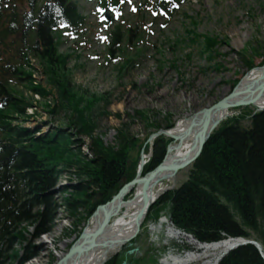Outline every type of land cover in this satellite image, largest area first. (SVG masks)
<instances>
[{
    "label": "trees",
    "instance_id": "16d2710c",
    "mask_svg": "<svg viewBox=\"0 0 264 264\" xmlns=\"http://www.w3.org/2000/svg\"><path fill=\"white\" fill-rule=\"evenodd\" d=\"M55 1L69 19H79L74 3ZM30 2L36 7L37 0ZM34 13L38 14L36 30L28 24L20 41L27 42L30 32L33 45L30 50L39 58L47 83L58 97V104L53 108L45 105L51 114L59 108L69 109L68 126H57L41 135L22 126L21 121L30 117L26 107L32 103L11 85L10 80L15 79L42 96L50 92L31 84V74L25 68L28 65L25 53L24 57L19 55L21 61L11 69L1 68L0 64V264H11L18 256L13 241L24 240L30 227L34 230L33 237L50 230L55 203L48 192L60 172L58 166H77L80 181L65 191L63 206L76 217L75 223L79 225L84 218L79 216L80 210L86 212V219L89 218L98 205L108 201L135 176L139 153L142 148L146 152L148 147L120 131L116 149L96 138L91 147L95 158L80 156L73 138L82 133L91 134L87 112L98 98L87 96L86 91L72 85L71 70L67 67L69 55L59 52V33L52 31L56 19L52 8L45 12L34 10ZM187 31L192 35L191 41H196L195 34ZM126 33L128 42L138 34L130 29ZM0 35L7 34L0 31ZM120 37L125 35L117 29L112 43H117ZM203 41L208 51L216 38L203 35ZM129 63L126 60L122 69ZM252 111L244 107L239 115L220 123L191 165L188 179L179 187L164 192L149 209L146 220L155 218L161 208L166 209L175 227L192 234L200 242L241 236L257 240L264 251V110ZM246 118L249 126L243 127L240 122ZM170 141L163 136L154 140L152 155L142 174L162 161ZM136 148L137 154L133 157L131 153ZM121 260L114 255L104 264H120ZM219 264H264V259L252 244H247L231 250Z\"/></svg>",
    "mask_w": 264,
    "mask_h": 264
},
{
    "label": "rangeland",
    "instance_id": "374dc122",
    "mask_svg": "<svg viewBox=\"0 0 264 264\" xmlns=\"http://www.w3.org/2000/svg\"><path fill=\"white\" fill-rule=\"evenodd\" d=\"M93 5L79 0V7L91 26L87 34L89 42L85 48H80V64L83 65L75 68L73 60L69 63L73 67L72 85L86 91L87 96L98 98L87 112L91 134L82 133L73 138L76 141L74 146H78L77 151L85 159L95 158L91 148L93 139L100 138L104 145L116 149L118 133L124 131L128 137L137 139L139 144L144 143L158 130L171 128L177 120L216 103L248 71L264 65V0L184 1L169 21L159 18L156 23L153 22L145 33L148 41L145 54L123 74L116 72L118 60L106 62L107 43L98 38L105 30L96 22ZM121 8L124 18L133 24L135 19L130 7L124 3ZM145 12L152 19L151 14ZM114 20H119V17ZM187 30L195 34L196 41L188 40L191 34ZM203 35L216 38V43L208 51L204 48ZM71 46L72 42L65 40L61 51ZM158 48L160 53L157 55ZM38 78L44 81L42 76ZM52 90L56 93L54 88ZM38 97L39 108L24 121L25 126L38 127L40 132L52 131L57 124L68 126L65 124L69 109L59 108L56 114L51 115L45 102L52 105L54 98ZM247 108L253 110L254 106ZM241 111L243 108L235 109L229 115L235 116ZM240 125L249 126L248 118L243 119ZM67 131L75 132L74 129ZM149 150L148 145L147 152ZM134 151L131 153L133 157L137 148ZM191 165L176 172L173 189L188 179ZM136 171L137 167L135 174ZM78 173L76 165L60 168L55 184L48 192L55 203L50 230L38 237L28 233L22 241L15 239L13 249L18 256L11 260V264H57L69 252L91 220L85 218L84 210H80L79 216L84 218L76 225V217L63 206L65 191L80 181ZM150 215H154V209ZM163 217L169 220L168 211L161 208L155 218L142 223L139 233L111 257L119 256L122 259L120 264H161V259L170 252L195 249L184 239H169L165 224L162 228L158 227V221ZM153 224L155 229L152 230ZM137 251L139 254L135 255ZM30 253L33 255L26 257Z\"/></svg>",
    "mask_w": 264,
    "mask_h": 264
},
{
    "label": "bare ground",
    "instance_id": "6f19581e",
    "mask_svg": "<svg viewBox=\"0 0 264 264\" xmlns=\"http://www.w3.org/2000/svg\"><path fill=\"white\" fill-rule=\"evenodd\" d=\"M262 72H264V69L252 68L242 77L240 84L244 86L252 83ZM260 94L264 95V85L254 87L248 94H241L227 107L217 110L216 113L212 112L210 125L212 126L214 123L216 124L214 127H216L225 117H230L229 114L233 110L245 106H235L233 103L252 100L253 102L248 105L256 108L263 107L264 96L259 97ZM200 126L201 111L177 120L174 126L165 130V137L172 139L167 144L166 161L171 162L192 153L193 146L197 142ZM166 176L168 174L155 178V183L152 186L148 184L147 189L137 183L131 188L134 191L131 195H129L131 190L124 192L121 196L118 195L99 207L73 245V248L77 249L92 243V248L80 253L74 251L64 264H102L108 255L119 248L120 241L133 233L137 222L140 223L139 227L143 223L146 216V211L143 208H151L152 206V203L149 205V202L146 201L151 199L156 201L162 190L166 189L168 184L172 182L171 178ZM158 222L159 228H162L165 224V232L169 239H184L195 247V249L186 250L182 253L170 252L161 259V264H217L219 257L229 250L235 242V240L225 238L211 244L198 243L191 236L178 231L166 217L161 218ZM151 229H155L154 224Z\"/></svg>",
    "mask_w": 264,
    "mask_h": 264
},
{
    "label": "water",
    "instance_id": "95a60500",
    "mask_svg": "<svg viewBox=\"0 0 264 264\" xmlns=\"http://www.w3.org/2000/svg\"><path fill=\"white\" fill-rule=\"evenodd\" d=\"M256 69H264V66L262 67H256ZM259 85H264V72H262V74H260L259 76H257V78L255 80H253L252 83L248 84V85H244L242 86L240 84V81L236 84V86L231 90L230 93H228L226 96H224L222 99H220L219 101H217L216 103L205 107L204 109L201 110V126H200V131L197 137V142H195V145L193 146V151L191 154L186 155L180 159L174 160V161H166V155L164 157V159L162 160V162L152 171L148 172L147 174H145L144 176H140V170L142 168V165L144 163V161H140L139 164V170L138 173L136 175V177L129 181L128 183H126L121 189L120 191L117 193L116 196H113L112 198L114 199V197H117L118 195L121 196L122 193L129 191L135 184L139 183L144 189H147V185L150 184V186H152L155 182L154 179L157 177H160V175L163 174H168V176L166 177H170L171 178V185L168 186L166 189L162 190H168L173 188L174 186V178H175V174L178 170L183 169L188 167L190 164H192L201 154L202 149L204 147V144L207 140V138L209 137L211 131L213 130V127L216 124H212V126L210 125V116L212 112H217V110L223 109L225 107H227V105L229 103H231L234 99H236L237 97H239L241 94H248L252 91V89L256 86ZM264 95L260 94L259 97H262ZM257 99V98H256ZM252 100L249 101H245V102H238V103H233L235 106L236 105H248L250 103H252ZM264 109V106L261 108H257L256 111L258 110H262ZM158 134H166L165 130H160L159 132H157L156 134H154L152 137L149 138V140L155 136H157ZM169 172V173H166ZM144 192V191H143ZM161 192V193H162ZM154 199L151 200H147L146 202H149L148 204L150 205L151 203H153ZM103 206V205H101ZM99 206V207H101ZM146 212L148 210L147 208H143ZM144 211V212H145ZM96 212V211H95ZM94 212V214H95ZM106 223V222H105ZM139 222H137V225L135 226V230L133 231V233L131 235H129L128 237H126L125 239L120 241L119 244V248L128 240H130L131 238H133L139 231ZM184 234L193 237L192 235H189L187 233L184 232ZM194 238V237H193ZM195 239V238H194ZM230 240H235V242L233 243V245L230 247L229 250L240 246V245H244V244H253L258 251L260 252V255L264 258V253L262 252V247L261 245L253 240H247L244 238H229ZM196 240V239H195ZM197 241V240H196ZM198 242V241H197ZM92 243H89L88 245H84L80 248L74 249L73 247L69 250V252L61 259L58 261L57 264H64V262L71 256V254L74 251H77L78 253L82 252V251H88L89 248H92ZM118 248V249H119ZM118 249H116L114 252H117ZM227 250L225 253H223L218 260H220L221 258H223L225 256V254L229 251ZM104 261V260H103Z\"/></svg>",
    "mask_w": 264,
    "mask_h": 264
},
{
    "label": "snow or ice",
    "instance_id": "6c2138e0",
    "mask_svg": "<svg viewBox=\"0 0 264 264\" xmlns=\"http://www.w3.org/2000/svg\"><path fill=\"white\" fill-rule=\"evenodd\" d=\"M122 2H123V0H122Z\"/></svg>",
    "mask_w": 264,
    "mask_h": 264
}]
</instances>
